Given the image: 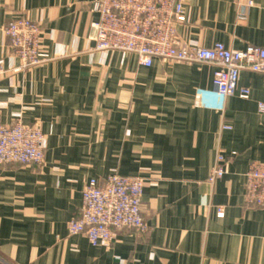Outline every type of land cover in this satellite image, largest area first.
Masks as SVG:
<instances>
[{"label": "crops", "instance_id": "obj_1", "mask_svg": "<svg viewBox=\"0 0 264 264\" xmlns=\"http://www.w3.org/2000/svg\"><path fill=\"white\" fill-rule=\"evenodd\" d=\"M94 1L0 0V125L45 137L41 165H0V264H264V207L244 202L245 172L264 164V74L241 71L249 97L221 98L212 65L94 52ZM183 3L180 43L264 48V0ZM16 18L39 24L42 64L22 68L9 48ZM113 173L143 180L149 231L93 247L67 226L84 186Z\"/></svg>", "mask_w": 264, "mask_h": 264}, {"label": "built area", "instance_id": "obj_2", "mask_svg": "<svg viewBox=\"0 0 264 264\" xmlns=\"http://www.w3.org/2000/svg\"><path fill=\"white\" fill-rule=\"evenodd\" d=\"M91 11L98 16L92 24L94 52L133 54L144 67H150L154 59L212 65L213 89L221 98L249 97V91L238 86L241 71L264 74V48L249 45L232 51L180 43L177 27L187 22L183 0H95ZM2 34L22 68L43 63L38 23L16 18L5 25ZM4 73V60L0 59V76ZM258 111L263 113L262 104ZM44 149L45 137L37 126L19 120L10 126L0 125V165H41ZM224 175V158L218 155L208 182L213 184ZM244 178V202L263 208L264 164L251 163ZM143 191L139 177L113 173L104 181L90 180L82 190L78 216L68 223V234L85 236L93 247L110 245L117 233L146 234L149 227L141 216ZM223 215V209L218 208L217 216Z\"/></svg>", "mask_w": 264, "mask_h": 264}]
</instances>
